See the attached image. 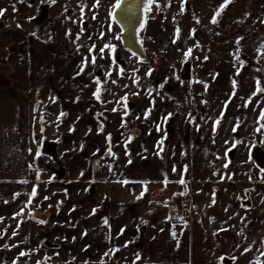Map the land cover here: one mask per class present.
Returning a JSON list of instances; mask_svg holds the SVG:
<instances>
[{
  "label": "crops",
  "instance_id": "1",
  "mask_svg": "<svg viewBox=\"0 0 264 264\" xmlns=\"http://www.w3.org/2000/svg\"><path fill=\"white\" fill-rule=\"evenodd\" d=\"M8 25L0 33V185L27 186L26 201L35 186L33 202L43 208L32 203L29 212L49 215L50 234L64 241L58 247L84 252L77 256L81 260L54 264H224V258L230 264H264V141L247 150L249 160H241L237 151L225 156L230 147L224 145L214 161L195 166L196 179L184 176L185 149L179 144V166L164 160L165 178L159 158L164 150L144 134L137 140L139 126L128 128L123 140L115 135L111 101L106 95L97 100L96 88L75 97L73 86L57 83L69 96L61 100L54 91L33 88L24 52L36 36L19 16ZM34 118L39 126L35 133ZM238 133L235 138L231 130V139H238ZM174 135L180 140L177 129ZM34 137L40 141L32 152ZM223 137L222 144L230 142ZM109 147L115 157L108 155ZM50 160L60 163L59 172ZM38 168L53 172L38 180L31 175ZM182 176L185 195H180L185 185L178 183ZM178 195L184 219L175 221L167 203ZM50 196L57 201L47 210L42 201ZM64 200L67 209L61 205Z\"/></svg>",
  "mask_w": 264,
  "mask_h": 264
},
{
  "label": "rangeland",
  "instance_id": "2",
  "mask_svg": "<svg viewBox=\"0 0 264 264\" xmlns=\"http://www.w3.org/2000/svg\"><path fill=\"white\" fill-rule=\"evenodd\" d=\"M43 3H50L47 15H41L40 20H32L37 7ZM94 3L95 0H55L54 3L52 0H0V9L5 10L0 16V33L10 26L9 21L19 16L26 20L36 36L28 40L24 52L32 87L54 91L55 97L61 100L69 96L57 83L73 86L76 97L81 90L85 95L93 92L98 86L96 80H99L100 96L106 95L112 109H117L112 111L116 115L112 116L114 134H120L123 140L130 134L128 128L130 131L133 125L139 126L137 140L144 134V137L149 136L151 144L163 148L159 158L165 178L168 172L164 160L172 167L179 166L180 156L176 155L179 144L185 149L187 171L184 170V176L188 178H199L195 166L214 161L224 145L230 147L227 155L237 151L241 160L248 159L247 150L255 142L264 141V129L256 131L264 125V120L259 119L261 110H264V93L253 96L257 80L264 88V0H231L215 24L211 19L225 0H155L152 10L144 17V28L139 31L147 54L144 60L122 49L120 39H116L121 30L109 16L116 0H99L97 7H93ZM81 6L84 7L82 22ZM94 15L96 19H93ZM177 28L180 30L178 38ZM106 43L116 50L110 53L106 49L101 58L99 49ZM92 45H95V50L90 54ZM189 49L192 51L186 58L185 53ZM92 55L97 58L95 65L91 63ZM86 57L89 62L81 73L80 66ZM113 58L115 64L112 63ZM121 68L124 69L122 75ZM101 72L105 76L97 78ZM109 72L111 76H108ZM134 79L137 83L133 82ZM161 84L163 88L159 87ZM125 96L126 109L122 103H117ZM149 109L151 111L145 119V112ZM125 111L128 113L126 116ZM169 113L172 114L170 117ZM165 117H168L166 121ZM217 120L221 121L218 125L215 124ZM122 122L124 127H121ZM237 124L235 132L240 131L241 135L238 139H231L230 132L235 133L233 127ZM158 125L160 131H157ZM214 127L217 128L215 132ZM176 129L180 140L174 135ZM38 130V121L34 118L32 132ZM223 136L230 138V142L222 144ZM33 141L32 152L40 138L34 137ZM146 141L144 139L143 145ZM159 141H163L162 145L158 144ZM146 160L147 156L142 160L144 164ZM49 163L59 172L58 161L50 160ZM253 168L258 171L257 166L253 165ZM37 170L39 177L53 172L52 169ZM37 170L32 169L31 175H37ZM260 172L262 176L264 170ZM26 192L27 186L0 185V264H54V260H81L77 259L80 254L84 256L80 247L75 251L58 247L61 236L50 234L48 228L52 223L48 215L41 228L34 221H45L42 213L36 211L27 218L32 206L24 207L28 201L25 200ZM55 201L56 198L50 196L42 203L48 210ZM65 202L62 201L61 205L67 209L68 202ZM38 204L34 200L32 205L43 208ZM22 208L23 214L15 215ZM22 251L26 253L23 257L19 255Z\"/></svg>",
  "mask_w": 264,
  "mask_h": 264
},
{
  "label": "snow or ice",
  "instance_id": "3",
  "mask_svg": "<svg viewBox=\"0 0 264 264\" xmlns=\"http://www.w3.org/2000/svg\"><path fill=\"white\" fill-rule=\"evenodd\" d=\"M21 2H22V0H21ZM52 2L54 3L55 0H52ZM154 2H155V0H144V3H143V10H144L145 15H146L147 13H149V12L152 10V7H153ZM230 2H231V0H225V3H223V4L220 5V9H219V10L213 15V17H212V19H211V23H213V24L217 23V17L220 16L221 11H222V10L227 6V4L230 3ZM122 3L127 4V3H128V0H116V3H115L114 5H112V9H111V11H110V13H109V16L113 19V21H115V19L117 18V13H116V10H117V9H121V10H122V13H124V14H131V9H130L129 7H124V8H122ZM98 5H99V0H95V3H94V5H93V7H97ZM156 7H157V9H159V5H156ZM13 8H14V10H15V6H13ZM183 10H184V9H183V6H182V7H181V11H183ZM4 11H5V10L0 9V16H3V15H4ZM83 12H84V7L81 6V22L83 21ZM93 19H96L95 15L93 16ZM197 22H199V21H197ZM262 23H264V21H262ZM17 26L19 27V25H17ZM144 26H145L144 22H141V24H140V29L137 30V36H139V31L142 30V29L144 28ZM109 31H111V28H109ZM179 31H180L179 28H177V29H176V36H177V38H178V36H179ZM81 32H83V29H81ZM103 35H104V34L101 33V38H103ZM76 39L79 40V39H80V36L77 35ZM116 39L119 40V39H120V36H116ZM175 42H176V41L173 40V43H175ZM237 43H239V41H237ZM198 46H199V45H197V47H198ZM262 47H264V45H262ZM106 49H108V50L110 51V53H114L115 50H116L115 47H114L113 45L108 44V43L104 44V46H103L102 48L99 49V52L101 53V58H103V54L105 53V50H106ZM94 50H95V45H92V46L89 48V53H90V54L93 53ZM191 51H192V50L189 49V50L185 53V57H186V58L190 55ZM135 55H136V53H133V56H135ZM237 58H238V57H237ZM96 59H97V58H96L95 55H92V56H91V63H92V65H95V64H96ZM205 59H207V57H205ZM88 62H89V61H88V58L86 57L85 60L82 62L81 66H80V72H81V73L84 71L85 66L88 64ZM112 63H113V64L116 63V61H115L114 58L112 59ZM123 72H124V69L121 68V69H120V74L122 75ZM77 74L79 75L80 73H77ZM147 74L150 75V74H151V70H150L149 73H147ZM108 76H111V72L108 73ZM112 82L115 83V81H112ZM133 82H134V83H137V81H136L135 79H134ZM96 84H97L98 86H97V88H96V91L93 93V95L95 96V98H96L97 100H99V99H100V93H101V88L99 87V85H100V81H99V80H96ZM260 85H261V81L257 80V81H256V89H255V91L253 92V96L257 95L258 93H264V88H262ZM163 86H164V85L161 84L159 87H160V88H163ZM126 87H127V86H126ZM205 87H207V86L205 85ZM233 87L235 88V81H233ZM134 94L138 95V93H134ZM148 94L151 95V90H149V93H148ZM233 95H235V92H233ZM249 102H251V98H249ZM117 103H122V104L124 105L125 109H126V108H127V96L122 97V98H121V101H118ZM153 103H154V102H153ZM226 106H227V105H225V107H226ZM245 107H247V103L245 104ZM112 111L115 112V111H117V109H116V108H113ZM150 111H151V109H149L148 111L145 112V119L148 118V115H149ZM61 115H63V113H61ZM124 115H125V116L128 115L127 111L124 112ZM168 115H169V117H170L172 114L169 113ZM221 115H223V113H222ZM164 119H165V121H166V120L168 119V117H165ZM259 119H260V120H264V110H261ZM219 123H220L219 120H217V121L215 122V124H217V125H218ZM124 126H125V125H124V123L122 122L121 127H124ZM238 126H239V125L237 124V126L233 127V131H234V132L236 131V129H237ZM102 128H103V125H101V130H102ZM262 129H264V125H261V128H257L256 131L259 132V131H261ZM41 131H43V129H41ZM157 131H160V127H159V125L157 126ZM213 131L215 132V127L213 128ZM108 139H109V141H110V139H111L110 136H109ZM130 139H131V137H129V140H130ZM162 143H163V141H159V142H158V144H160V145H162ZM233 147H235V145H233ZM160 151H163V148H162V147L160 148ZM157 154H159V153H157ZM40 155H41L40 151L37 150V152H36V157L39 158ZM108 155H111V156L115 157V154L111 152V147H109ZM225 156H227V152L225 153ZM218 158H219V157H218ZM129 162H131V161H129ZM224 167L227 168V167H228V164L225 163V164H224ZM109 170L111 171V166H109ZM173 171H174V172L176 171L175 167L173 168ZM185 171H187V168H186V167H185ZM81 175H83V173H81ZM37 179L39 180V170H37ZM25 183H26V181H25ZM121 183L126 184L127 181H121ZM178 183H180L181 185H185L184 192L180 193V195H185V194L187 193V186H186L185 180L183 179V176L181 177L180 181H178ZM165 184H167V180H165ZM143 194H144V193L142 192V193H141V197L143 196ZM16 195H19V194H16ZM36 195H37V188L34 186V187L32 188L31 194L29 195L28 201H27V203H26L25 206H24L25 208L28 207V205H31V204L33 203V199L36 197ZM141 197H137V199H140ZM44 199H48V197H45ZM6 203H7V201H6ZM213 203H215V200H213ZM23 211H24V209L22 208V209H21V212L16 213L15 215H17V216H18V215H21V214H23ZM94 212H95V209L93 210V213H94ZM180 219L182 220L183 218L181 217ZM39 223L43 224V223H45V221L40 220ZM103 223H104L105 225H107V224H108V220H107V219H104ZM142 223H146V222L142 221ZM221 230H226V229H221ZM123 231H124V230L121 229V233H123ZM15 235H16V233L13 232V236H15ZM173 236H175V233H173ZM114 251H118V249H117V250H114ZM245 251H248V249H245ZM261 254L264 255V252H262ZM19 255H20L21 257H23V256L26 255V253L22 251V252H20ZM105 255H108V254L106 253ZM137 259H139V256H137ZM221 259H223V258H221ZM14 264H15V262H14ZM38 264H39V262H38ZM102 264H103V262H102Z\"/></svg>",
  "mask_w": 264,
  "mask_h": 264
},
{
  "label": "water",
  "instance_id": "4",
  "mask_svg": "<svg viewBox=\"0 0 264 264\" xmlns=\"http://www.w3.org/2000/svg\"><path fill=\"white\" fill-rule=\"evenodd\" d=\"M143 3L144 0H128L127 4L122 3V8L129 7L131 14H124L121 9H117V18L115 19L116 24L121 30V48L131 54L136 53L135 56L140 60H144L147 57L140 35L137 36V30L140 29V24L144 22L145 17ZM233 136L237 138L239 134L235 132ZM222 263L230 264V260L224 258Z\"/></svg>",
  "mask_w": 264,
  "mask_h": 264
},
{
  "label": "built area",
  "instance_id": "5",
  "mask_svg": "<svg viewBox=\"0 0 264 264\" xmlns=\"http://www.w3.org/2000/svg\"><path fill=\"white\" fill-rule=\"evenodd\" d=\"M168 206H171L173 208L172 211V218L175 221L181 220L180 218L183 217V210L181 208L182 204L180 202V196L178 195L176 198L171 200L167 203ZM183 220V219H182Z\"/></svg>",
  "mask_w": 264,
  "mask_h": 264
},
{
  "label": "flooded vegetation",
  "instance_id": "6",
  "mask_svg": "<svg viewBox=\"0 0 264 264\" xmlns=\"http://www.w3.org/2000/svg\"><path fill=\"white\" fill-rule=\"evenodd\" d=\"M49 6H50V3H43V4H40L38 7H37V12H36V15H35V17L33 18L32 17V20H40V16L41 15H43V16H46L47 15V10L46 9H48L49 8ZM100 75H101V77H104L105 75H104V73H100V74H97V78H101L100 77ZM238 133V132H237ZM239 134V133H238ZM253 147H255V146H253Z\"/></svg>",
  "mask_w": 264,
  "mask_h": 264
},
{
  "label": "trees",
  "instance_id": "7",
  "mask_svg": "<svg viewBox=\"0 0 264 264\" xmlns=\"http://www.w3.org/2000/svg\"><path fill=\"white\" fill-rule=\"evenodd\" d=\"M36 213V211H31V212H28L27 214H26V216H27V218H28V216H31L32 214H35ZM44 216H45V222L47 221V215L48 214H43ZM49 216V215H48ZM31 219H33V218H31ZM34 220V219H33ZM32 220V221H33ZM36 221V220H35ZM39 223V222H38ZM41 224V223H40Z\"/></svg>",
  "mask_w": 264,
  "mask_h": 264
}]
</instances>
